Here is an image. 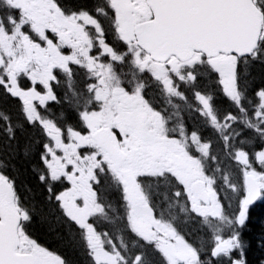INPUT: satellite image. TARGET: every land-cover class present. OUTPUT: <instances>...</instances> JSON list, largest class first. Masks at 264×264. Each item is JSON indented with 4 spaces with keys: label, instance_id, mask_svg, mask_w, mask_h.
I'll return each instance as SVG.
<instances>
[{
    "label": "snow or ice",
    "instance_id": "6c2138e0",
    "mask_svg": "<svg viewBox=\"0 0 264 264\" xmlns=\"http://www.w3.org/2000/svg\"><path fill=\"white\" fill-rule=\"evenodd\" d=\"M0 264H264V0H0Z\"/></svg>",
    "mask_w": 264,
    "mask_h": 264
},
{
    "label": "trees",
    "instance_id": "16d2710c",
    "mask_svg": "<svg viewBox=\"0 0 264 264\" xmlns=\"http://www.w3.org/2000/svg\"><path fill=\"white\" fill-rule=\"evenodd\" d=\"M254 223H256V225H257V228L259 227V224L256 222V221H254Z\"/></svg>",
    "mask_w": 264,
    "mask_h": 264
}]
</instances>
